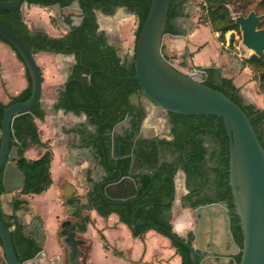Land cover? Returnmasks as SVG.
Wrapping results in <instances>:
<instances>
[{
  "label": "trees",
  "instance_id": "obj_1",
  "mask_svg": "<svg viewBox=\"0 0 264 264\" xmlns=\"http://www.w3.org/2000/svg\"><path fill=\"white\" fill-rule=\"evenodd\" d=\"M26 2L28 5L38 4L41 6L59 4L61 8L70 7L74 3H78L79 7L83 10V20L81 23L73 27L71 31L67 29V32L61 37H52L44 30L32 31L24 21L21 8L15 10L0 9V22L19 36L34 54L47 51L74 55L75 62L66 83L67 89L59 92V99L55 104V108L74 111L77 114L82 111L86 113L88 124L94 126L96 129V133L92 136V143L96 149V157L100 159L101 165L108 172V175L105 177V185L113 182H119L121 185V170H123L124 175L129 174L132 158L130 156L124 157L127 154V149L121 147L122 139L119 136L113 139L112 131L115 125L125 116L129 115L133 107H135L132 103V98L134 96H142L144 92L137 80L115 79L100 72L104 71L116 76L125 77L134 75L136 70L134 63L135 56L131 60L122 58L118 54V49L109 43L106 32L100 29L96 11L113 12L116 7L122 6L134 13L138 21L135 33L136 46L152 0H27ZM187 2L188 0H171L166 34H186V30L182 25L177 23V20L178 18L188 16L186 12ZM229 3L236 4L238 11L245 15L254 9L261 15L262 25L264 24V0H204L203 4L207 11L205 21L206 23L209 22L212 31L214 33L219 32L222 38H225L228 31L240 29L227 6ZM66 22L70 23L69 20H66ZM0 41L9 44L23 62L20 54L7 39L0 35ZM165 57L168 60L170 59L167 55ZM243 64L244 66H249L258 74L259 88L264 93V57L261 58L256 54H252L249 58L243 59ZM204 71L206 74L205 84L224 92L226 96L244 110L251 120L260 142L264 146V106L258 107L254 103H246L241 95V88L235 84L232 77L224 76L220 69L207 67ZM93 72L94 86L90 83V76ZM27 75L30 82L27 89L19 95L13 96L8 103L0 101V127H2L4 109L7 106L30 98L32 94V82L28 70ZM96 89L99 91V94ZM143 112L144 116L146 110L144 109ZM45 116L46 112L42 108V104L39 103L31 110V113H23L13 121L14 133L12 134L11 148L18 154V159L15 160V163L25 178L23 188L19 192L20 197L42 194L53 184L51 163L54 152L46 143L41 141L40 132L34 120L35 118L43 120ZM169 117L174 139L164 142L173 146L182 156L186 149L185 141L188 144L193 143L190 137L186 138L190 130V118L192 116L169 112ZM221 121L223 122L222 118ZM221 127L227 140V147L224 152L225 144H222L219 150L222 153L219 170L221 193L217 196L216 200L225 201L227 207L234 211L233 194L229 186V138L224 122ZM74 131L82 135L86 133V129L83 127H78ZM192 131H195V129L192 128ZM31 144H40L46 150L36 159L28 158L26 150ZM195 148L196 146L192 147L191 153H195L198 150ZM184 166H187V164ZM150 181L151 175L147 177L145 186L139 190L138 194L125 202L113 200L114 194L112 193L110 196L104 194L102 190L105 185L101 187V184L96 185L94 190L88 193V195L92 198L93 204L101 216L108 217L112 213L118 214L120 220L131 228L135 236H141L150 229H154L167 236L162 229L156 226L146 225L137 227L133 222V213L140 205L148 202H167L170 199L172 183L168 176L164 174L156 175L151 186L144 193ZM4 192L5 187L3 175L1 174L0 196ZM21 203L19 199L14 201V211L20 208ZM198 203H194V206ZM0 213L5 218L1 210ZM11 219V222L5 221V223L10 229L15 225V228L11 230V236L20 263L23 264L36 257L42 251V244L36 237L26 232L25 225L19 221L15 214L11 216ZM171 220L172 205L149 204L137 213L138 222L154 221L169 230H174ZM86 225L84 224L81 227L82 232L86 231ZM231 230L236 243L243 249L244 235L238 215L232 219ZM182 238L192 244L194 234L191 232L187 237ZM171 240L178 254L182 257L181 264H193V255L189 249L177 241ZM0 244L2 245L1 239ZM241 257L242 251L238 255V264L241 261Z\"/></svg>",
  "mask_w": 264,
  "mask_h": 264
},
{
  "label": "water",
  "instance_id": "obj_2",
  "mask_svg": "<svg viewBox=\"0 0 264 264\" xmlns=\"http://www.w3.org/2000/svg\"><path fill=\"white\" fill-rule=\"evenodd\" d=\"M26 1L0 0V9H22L27 3ZM53 5L61 7L59 4ZM170 6L171 0H152L135 46L134 63L136 73L134 75L121 77L104 71L100 72L115 79L137 80L147 98L166 112L182 115H210L223 119L229 138V184L232 189L236 215L240 218L243 230V249L234 241L232 247L236 249L235 251L224 249L227 244L225 243V231L223 229L221 230L222 237L219 239H214V232H210L211 236L207 243L205 229L208 225L212 226L210 219L219 215L229 218V214L231 213L228 207L215 202L214 199L213 202L204 203L203 197L198 196L194 197V199H197L194 203L199 202L195 206H192V202H188V205L195 210V214L198 216V227L195 232L196 247L185 241L174 230H169L157 222L137 221L139 210L149 204L174 205L176 200L175 172L158 171L166 174L171 180L172 192L170 199L167 202H148L140 205L133 213L134 225L137 227L152 225L162 229L169 238L189 249L193 255V264L205 263L206 259L199 262V255L202 252L230 257L240 251H242V257L239 264H264V146L260 142L251 120L244 110L226 96L224 92L208 86L200 78L205 71L197 69L196 72L185 73L166 59L162 52V45L164 36L166 35L165 31ZM62 9L70 10L71 7ZM79 11L83 13L80 7ZM72 19L75 21L77 17L73 15ZM61 22L64 23L68 31L79 25L78 22H75L73 25L69 24L66 22L65 17L61 18ZM235 23L242 31L243 46L252 50L257 56L264 57V28L260 27L261 17L255 11H251L248 15L239 14L235 17ZM0 35L11 43L24 62L20 60L17 53L9 44L0 41V101L8 103L13 96L19 95L28 88L30 82L27 70L32 82V94L30 98L7 106L4 109L2 127H0V176L1 174L3 175L6 192H17L23 188L25 178L17 166L12 163V160L18 159L17 152L11 148L12 134L14 133L13 121L23 113H31V110L41 103L43 80L35 54L30 51L20 37L1 22ZM93 76L94 72L90 76V83L94 86ZM65 89H67V86ZM96 91L99 94L97 89ZM129 127L130 124H126L125 122L117 125L112 132L113 139H115L117 133L124 136V131ZM188 153L190 152L188 151ZM78 155V157L71 156V160L68 162H72L75 158L87 160L89 157L92 159L96 157L92 147L83 148ZM134 166L135 159L133 157L132 168ZM156 174L154 173L152 178ZM107 175L108 172L106 171L105 176ZM151 182L148 188L151 186ZM103 185H105V181L101 183V187ZM62 186L65 189L63 201L68 206L72 208L78 207L80 213L84 208L89 212L96 209L93 205L87 206L85 204L81 206V198L73 203H69V200L73 196L74 188L69 183H64ZM118 186L119 182L109 183L105 185L102 191L104 194L110 196L114 188ZM119 196L121 195L112 198L118 201L120 200ZM121 199L126 200V197L123 196ZM217 208H220V212L217 211ZM207 216H209V220ZM79 217H83V215L80 214ZM222 221L223 219L221 218ZM85 224H87V221H85ZM228 224H230V221L227 220V223L224 225L226 231L231 234ZM75 225H79V220L73 223L65 220L61 223L62 243L68 249V263L82 264L84 251L81 249V246L86 244V242L78 238L81 228L79 226L74 227ZM64 231L66 233H63ZM231 238L234 240L232 236ZM0 239L7 263L21 264L12 240L11 229L6 226L1 213ZM206 258L209 259L210 257ZM233 259L231 258L232 261Z\"/></svg>",
  "mask_w": 264,
  "mask_h": 264
},
{
  "label": "crops",
  "instance_id": "obj_3",
  "mask_svg": "<svg viewBox=\"0 0 264 264\" xmlns=\"http://www.w3.org/2000/svg\"><path fill=\"white\" fill-rule=\"evenodd\" d=\"M50 6L57 5L27 4L26 8L23 6L24 21L32 31L44 30L52 37H61L63 34H56L48 26H39L37 28L38 21L35 15L39 14L43 8ZM58 8L61 12L71 13V10H64L59 6ZM96 14L100 29L106 32L110 44L117 48L116 41L113 42L111 36H114L113 31L119 28V33L117 32V34L127 38V46L130 48V53L132 50L135 51L136 31L132 29L135 26L136 18L134 13L130 12L126 7L120 6L116 7L113 12L97 10ZM181 18L177 20L180 25H182ZM123 21L129 23V29H132L130 32L127 29H122L120 23L122 24ZM182 27L184 28L183 25ZM187 35V30L185 35L166 34L162 46L163 51H165L163 53L167 56L178 53L179 55L185 54V45H182L180 38ZM188 39L192 40L193 44L196 42L193 39V35H189ZM180 44L181 47L183 46L182 50L176 48ZM190 51L193 52L192 49ZM119 56L121 55L119 54ZM35 57L42 73L43 93L41 104L46 116L43 120L40 118H35L34 120L40 132L41 141L46 143L54 152L51 163L53 184L46 192L39 195L20 197V191H5L0 196V210L4 214L5 221L8 222L12 221L11 216L15 214L19 221L25 225L26 232L36 237L42 244L43 249L39 252L40 254H37L36 257L26 261L24 264H64L67 248L62 243L61 223L68 219L69 215L77 217L79 210L78 207H63L64 191L62 189L64 187L62 185L64 183L72 185L74 188L73 195L78 196L82 199V202L86 203L88 198H91L88 193L93 191L95 186L103 181L106 171L97 157L95 159L89 157L87 160L75 158L72 162H68L71 160V156L78 157L80 150L82 151L85 147H92L96 156V149L92 143V136L96 133V129L88 124L86 113L82 111L77 114L74 111L55 108V104L59 99V92L66 88V83L75 62L74 55L41 51L35 53ZM208 67L210 66L208 65ZM223 75L226 77L233 76L229 72L223 73ZM233 79L235 84L240 87L239 79ZM78 127L85 128L86 133L82 135L75 132L74 129ZM152 127L157 130V126ZM146 128L148 129L149 125ZM45 150L46 148L40 144H31L26 150V156L36 159ZM12 163L16 165L15 160ZM55 179L58 181V186L54 185ZM180 187L181 180L178 179L177 175L176 188L179 189ZM17 199L22 203L20 208L14 211L13 205ZM180 204L181 197L177 191L176 200L172 206L171 222L174 231L181 237H187L189 233L193 232L194 241L192 245L196 247L195 232L198 227V216H196L192 207L188 205L181 206ZM217 211L220 212V208H217ZM86 214L89 216L86 231L78 233V237L86 242V244L81 246L84 251L82 264H181L182 257L178 254L172 240L168 236L154 229L147 230L141 236H135L131 228L122 222L116 213L103 217L98 213L97 209H94L86 212ZM207 218L209 220V216ZM221 218L223 219L222 222ZM227 220L228 218L223 215L210 219L212 226L208 225L206 227L205 237L208 243L211 236L210 232H214L213 238L219 239L222 237L221 230L223 229L225 231V243L227 244L224 249L235 251L236 249L232 247V234L226 231L224 225ZM14 228L15 225L11 227V230ZM231 258L234 257L217 255L210 256L209 259L203 257L202 260L206 259L204 264H231L233 262ZM0 264H8L1 244Z\"/></svg>",
  "mask_w": 264,
  "mask_h": 264
},
{
  "label": "flooded vegetation",
  "instance_id": "obj_4",
  "mask_svg": "<svg viewBox=\"0 0 264 264\" xmlns=\"http://www.w3.org/2000/svg\"><path fill=\"white\" fill-rule=\"evenodd\" d=\"M72 6H70L71 9L73 8ZM73 15L77 17V20L74 21L72 19ZM61 16L65 17V20H69V24L71 25L75 22L80 24L83 20L82 13L75 11L69 14L61 12ZM132 103L135 107H133L131 113L115 125L116 127L122 122L130 124V127L124 131V136L117 133L115 137L119 136L122 139V143L120 144L121 147L127 149V154H125L124 157L130 156L132 160L128 175H124L123 170H121L122 183L121 185L119 184L117 188H114V191L112 192L114 197L121 195L119 196L120 200H118L120 202H125L134 198L138 194L139 190L145 186L149 175H151V181H153L156 175L164 174L158 171L164 170L169 173L175 172L176 176L180 174L181 206L188 205L189 201L192 202V206H194V201L197 200L194 199V197L202 196L204 203L213 202L214 199L215 202L221 203L227 207V203L225 201L216 200L217 196L221 193L219 186V170L221 165L220 157L222 153H220L219 150L222 144H225L224 152L227 147V140L222 132L221 126L223 125V122L221 121V118L210 115H187L192 117L190 118V130L186 138L190 137L193 143L188 144L185 141L186 149L181 156V154L176 151L173 146L164 142L166 140L171 141L174 139V136L172 135L169 112L165 111L167 114V118L165 117L167 123L166 126H168V130L165 133H155L154 130L147 133L145 122L148 116V106L141 97H139L136 101L132 100ZM144 109L146 112L143 116ZM192 128H194L195 131H192ZM194 146H196L195 149L198 150L195 153H191V149ZM188 151L190 153H188ZM133 157L135 159V166L132 168ZM185 164H187V166H184ZM154 173L157 174L152 178ZM105 177L106 176L103 177V181H101V183L105 181ZM146 192L147 191L145 190L144 193ZM123 196L126 197V200L121 199ZM64 197L65 195L63 198ZM78 199V196L73 195L69 200V203H73ZM85 204L87 206H95L91 198H88L86 203L82 202L81 206ZM64 205L68 207L67 203H64ZM86 212L89 211L84 208L81 213L79 212L77 217L69 215L66 220L71 223L79 220V225H75L74 227L79 226L81 228L85 224V221L88 222L89 220V216ZM230 212L228 221H230L229 229L232 234V219L237 215L235 210H231ZM80 214L83 215V217H79ZM63 233H66V231ZM232 237L234 239L233 241L236 242L233 234ZM240 252L235 253L232 256L234 257L232 264H238V255ZM211 255L213 254L206 252L200 253L199 262L203 257H210ZM213 256L217 255L214 254Z\"/></svg>",
  "mask_w": 264,
  "mask_h": 264
},
{
  "label": "rangeland",
  "instance_id": "obj_5",
  "mask_svg": "<svg viewBox=\"0 0 264 264\" xmlns=\"http://www.w3.org/2000/svg\"><path fill=\"white\" fill-rule=\"evenodd\" d=\"M203 3L204 0H188L186 4V12L188 13V16L180 19L182 25L188 32L186 37L180 38L182 40V45H185V54L179 55L178 53L170 55L169 61L185 73L196 72L197 69L204 71L208 65L210 67H216L217 65L216 68L220 69L223 73L229 72L233 75V78L239 79L241 95L246 103H254L258 107H263L264 93L261 92L259 88V76L249 66H244L243 64V59L249 58L254 52L252 51V54H249L246 51L247 48L243 46L242 31L240 29L228 31L225 38H222L219 32L214 33L210 23H206L205 21L207 11ZM227 6L231 11L234 20L239 14H244L238 11L236 4L229 3ZM24 7H27V3ZM72 7L73 8L70 9L71 12H80L77 3H74ZM251 11L255 10L252 9ZM259 16L261 17V15ZM35 17L38 21L37 28L39 26H48L56 34L60 33L63 35L67 32V27L60 21L62 16L61 10L58 6L43 8L39 14L35 15ZM120 25L122 29H127L129 32L132 29L133 31H136L138 21L135 18V26L131 30L129 29V23L127 22L123 21ZM260 27L264 28V24L262 25V17ZM113 32L114 36H111V40L113 42L116 41L115 43L119 49V54L121 57L131 60L135 51L132 50L130 53V48L127 46V38H123L117 34V32L119 33V28L115 29ZM189 35H193V39L196 41L194 44L192 43V40L188 39ZM176 48L182 50L183 46L181 47L180 44ZM191 49L193 52L190 51ZM162 52L165 51L162 49ZM239 53H242V56H239ZM163 54L165 56V53ZM197 76L199 77V75ZM200 78L205 80L206 74L202 73ZM139 97H141L148 106V116L145 122L146 126L149 125V128H146L147 133L154 130L152 126H157V130H154L155 133H165L168 130L165 119V117L167 118L166 112L153 104L145 94L142 96H134L132 100L136 101ZM178 179H181L180 174H178ZM54 185L58 186V181L56 179ZM62 190L64 191V189ZM177 191L180 193V188L177 189ZM64 206L65 205H63V207ZM67 252L68 250L66 249V258L68 256ZM66 258L64 259V264H68Z\"/></svg>",
  "mask_w": 264,
  "mask_h": 264
},
{
  "label": "built area",
  "instance_id": "obj_6",
  "mask_svg": "<svg viewBox=\"0 0 264 264\" xmlns=\"http://www.w3.org/2000/svg\"><path fill=\"white\" fill-rule=\"evenodd\" d=\"M246 51H247L249 54H252V50L246 49ZM238 55H239V56H242V53H239Z\"/></svg>",
  "mask_w": 264,
  "mask_h": 264
}]
</instances>
